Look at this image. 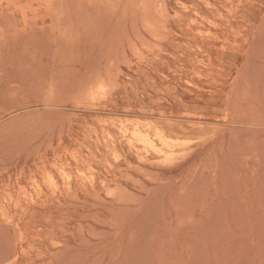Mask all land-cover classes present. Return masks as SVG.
Wrapping results in <instances>:
<instances>
[{
    "label": "rangeland",
    "instance_id": "rangeland-1",
    "mask_svg": "<svg viewBox=\"0 0 264 264\" xmlns=\"http://www.w3.org/2000/svg\"><path fill=\"white\" fill-rule=\"evenodd\" d=\"M0 3V264H264V0Z\"/></svg>",
    "mask_w": 264,
    "mask_h": 264
},
{
    "label": "bare ground",
    "instance_id": "bare-ground-1",
    "mask_svg": "<svg viewBox=\"0 0 264 264\" xmlns=\"http://www.w3.org/2000/svg\"><path fill=\"white\" fill-rule=\"evenodd\" d=\"M3 1V0H2ZM12 1V0H11ZM50 1V0H49ZM53 1H57V0H53ZM153 1V0H152ZM179 1V0H178ZM241 1V0H240ZM7 2H9V1H7ZM44 2V1H43ZM137 2V1H136ZM135 2V3H136ZM145 2V1H144ZM45 3V2H44ZM47 3V2H46ZM56 3V2H55ZM105 3V2H104ZM120 3V2H119ZM149 3V2H148ZM155 3V2H154ZM1 4V3H0ZM12 4V3H11ZM47 4H50V3H47ZM47 4H46V6H47ZM97 4V3H96ZM100 4V3H99ZM103 4V3H102ZM138 4V3H137ZM147 4V3H146ZM210 4V3H209ZM17 5V4H16ZM20 5V4H19ZM43 5V4H42ZM142 5V4H141ZM159 5H161V4H159ZM164 5H166L167 6V4H164ZM45 6V5H44ZM149 6V5H148ZM184 6V5H183ZM191 6H192V4H191ZM210 6V5H209ZM110 7V6H109ZM136 7V6H135ZM154 7V6H153ZM161 8H162V6H160ZM186 7L188 8V6L186 5ZM20 8H21V6H20ZM35 8V7H34ZM142 8V7H141ZM152 8V7H151ZM165 8V7H164ZM163 8V9H164ZM23 9V8H22ZM50 9V8H49ZM157 9V8H156ZM159 9V8H158ZM162 9V10H163ZM166 9V8H165ZM189 9V8H188ZM20 11H21V9H19ZM51 10V9H50ZM144 10V9H143ZM146 10V9H145ZM23 11V10H22ZM24 11H25V9H24ZM27 11V10H26ZM176 11V10H175ZM232 11V10H231ZM147 12H149V11H147ZM167 12V11H166ZM27 12H25V14H26ZM143 13V12H142ZM153 13V12H152ZM163 13V12H162ZM180 13V12H179ZM198 13V12H197ZM50 15V14H49ZM52 15V14H51ZM163 16L165 15V13H163L162 14ZM166 15H169V13H166ZM169 16H171V15H169ZM200 16V15H199ZM29 17V16H28ZM142 17H144V16H142ZM154 17V16H153ZM165 17V16H164ZM168 17V16H167ZM173 17V16H172ZM31 18V17H30ZM171 18V17H170ZM26 19V18H25ZM152 19V18H151ZM154 19V18H153ZM203 19V18H202ZM151 22V21H150ZM213 22V21H212ZM159 23V22H158ZM161 24V23H160ZM164 24H166V23H164ZM212 25V24H211ZM160 26V25H159ZM162 29V28H161ZM164 29L165 28H163L162 30H163V32H164ZM157 30V29H156ZM162 30H161V32H160V34L162 33L163 34V32H162ZM171 31V30H170ZM148 32V31H147ZM156 32V31H155ZM157 32H159V31H157ZM200 33V32H199ZM211 33V32H210ZM156 34V33H155ZM158 34V33H157ZM179 35V34H178ZM181 35V34H180ZM160 36V35H159ZM146 38V37H145ZM154 38H157V37H154ZM159 38V37H158ZM147 39V38H146ZM158 40V39H157ZM161 40V39H160ZM159 40V41H160ZM153 42V41H152ZM147 43H149V42H147ZM148 45V44H147ZM151 45V44H150ZM223 47V46H222ZM148 48V47H147ZM146 49V48H145ZM149 49V48H148ZM200 49V48H199ZM152 52V51H151ZM259 53V52H258ZM159 55V54H158ZM158 55H156V56H158ZM255 56V55H254ZM246 67V66H245ZM247 68V67H246ZM170 69V68H169ZM250 69L252 70L253 68H251L250 67ZM244 71H246V70H244ZM247 71H248V69H247ZM248 72H250V71H248ZM240 74V73H239ZM248 74V73H247ZM246 74V75H247ZM252 74V73H251ZM250 74V75H251ZM245 75V76H246ZM253 75V74H252ZM168 76V75H167ZM201 76V75H200ZM244 76V77H245ZM247 77H248V75H247ZM109 78H110V76H109ZM243 78V77H242ZM245 79H246V77H245ZM249 79L251 80V78L249 77ZM187 81V80H186ZM249 81V80H248ZM248 81H246V82H248ZM114 82V81H113ZM253 81H250V83H252ZM189 83H191V82H189ZM238 85H239V82L237 81L236 82ZM106 84V83H105ZM104 84V87H108V85H105ZM116 84V83H115ZM192 84V83H191ZM241 84V83H240ZM254 85V84H253ZM236 86V85H235ZM248 86H250V85H248ZM98 87V86H97ZM102 87V86H101ZM101 87H99V88H101ZM166 87V86H165ZM245 87V86H244ZM98 88V89H99ZM237 89H238V87H236ZM235 88V90L237 91V89ZM108 89H109V87H108ZM107 89V90H108ZM100 90H102V89H100ZM99 90V91H100ZM107 90H106V92H107ZM234 90V89H233ZM247 91V90H246ZM105 92V91H104ZM110 92V91H109ZM233 92V91H232ZM238 93H240V92H238ZM109 94V93H108ZM111 94V93H110ZM234 94V93H233ZM247 94V93H246ZM97 95V94H96ZM104 95V94H103ZM95 96V95H94ZM105 96V95H104ZM244 101V100H243ZM232 102V101H231ZM89 105H91V104H89ZM235 105V104H234ZM92 106V105H91ZM230 106V105H229ZM232 107V106H231ZM228 108H230V107H228ZM187 114V113H186ZM188 116V115H187ZM190 116V115H189ZM234 117V116H233ZM235 118V117H234ZM227 119V118H226ZM229 119V118H228ZM233 119V118H232ZM122 120V119H121ZM254 120V119H253ZM129 121V120H128ZM140 121V120H139ZM244 122L245 121H247V119L246 120H243ZM256 121V120H255ZM130 122V121H129ZM143 122V121H142ZM152 122V121H151ZM133 123V122H132ZM147 127H148V125L150 124L149 123V121H147ZM120 124V123H119ZM126 124H128L127 123V121H126ZM122 125V124H121ZM137 126V125H136ZM151 126V125H150ZM124 128H126V127H124ZM134 128H138V127H134ZM122 130V129H121ZM127 130V129H126ZM109 131V130H108ZM123 132V131H122ZM134 132V131H133ZM132 132V133H133ZM107 133H110V132H107ZM124 134V133H123ZM126 134V133H125ZM131 135H133L134 137L133 138H135V140H137V141H139V143H142L143 145H145L146 147H148V148H151L153 151H155L157 154H160V155H163V154H165L166 152H167V150H169V149H172L173 147H174V144H175V142H174V140L173 139H170V138H168L167 136H165L160 130H157V128H156V131L153 133V135L151 134V133H147V134H144V133H142V132H139L138 130H136L133 134H131ZM111 136H113V135H111ZM109 138H110V135H109ZM112 138V137H111ZM129 139V138H128ZM106 140V139H105ZM131 140V139H130ZM187 141V140H186ZM130 143V142H129ZM137 143V142H136ZM135 143V144H136ZM180 143V142H179ZM181 143H183V142H181ZM119 144V143H118ZM185 143H183V145H184ZM189 144V143H188ZM187 143H186V145H188ZM191 144V143H190ZM186 145H184V146H186ZM133 146V145H132ZM177 146H179V145H177ZM176 146V147H177ZM134 147H136V146H134ZM132 148V147H131ZM130 148V149H131ZM138 148V147H137ZM144 148V147H143ZM115 151V150H114ZM113 151V152H114ZM138 151V150H137ZM140 151H141V148H140ZM143 151V150H142ZM117 152H118V150H117ZM124 152V151H123ZM146 153V152H145ZM150 153V152H149ZM180 153V152H179ZM178 153V154H179ZM182 153H184V152H182ZM116 154V153H115ZM114 154V155H115ZM118 154V153H117ZM125 154V153H124ZM168 154V153H167ZM123 155V154H122ZM118 156V155H117ZM119 157V156H118ZM174 157V156H173ZM116 158V157H115ZM119 159H121V157L119 158ZM160 160H162V159H160ZM174 160V159H173ZM165 161H168V160H165ZM109 163V162H108ZM109 165H110V163H109ZM91 167V166H90ZM61 173V172H60ZM65 174H66V172H65ZM65 177L67 178V181L68 180H70V177H72V176H66L65 175ZM51 178V177H50ZM52 179H53V177H52ZM51 179V183H55V182H53V180ZM64 180V179H63ZM94 180V179H93ZM35 181V180H34ZM65 181V180H64ZM91 182V181H90ZM102 182V181H101ZM49 183V182H48ZM36 184H38V183H36ZM102 184H103V182H102ZM33 185V184H32ZM91 185H93V184H91ZM49 186H50V184H49ZM58 186V185H57ZM104 186V185H103ZM105 187V186H104ZM40 189V188H39ZM35 191H37V189L35 190ZM41 191V190H40ZM41 193V192H40ZM52 193H54V191H52ZM39 195V194H38ZM13 198V197H12ZM12 198H11V200H12ZM19 198V197H18ZM6 200V199H5ZM17 201H19V200H17ZM10 205V204H9ZM12 223V222H11ZM15 236H17V235H15ZM21 237V236H20ZM14 240V239H13ZM13 244H14V242H13ZM59 245V244H58ZM66 249V248H65ZM64 252V251H63ZM55 257V256H54ZM56 258V257H55ZM3 259V258H2ZM2 259H0L1 261H2ZM15 260H17V257L15 258ZM3 263V262H2ZM5 263V262H4ZM3 263V264H4Z\"/></svg>",
    "mask_w": 264,
    "mask_h": 264
}]
</instances>
